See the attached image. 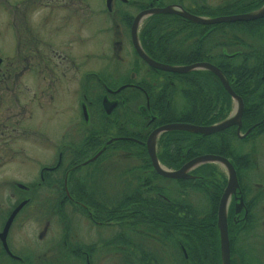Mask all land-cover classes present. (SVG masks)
Instances as JSON below:
<instances>
[{
    "label": "flooded vegetation",
    "instance_id": "flooded-vegetation-1",
    "mask_svg": "<svg viewBox=\"0 0 264 264\" xmlns=\"http://www.w3.org/2000/svg\"><path fill=\"white\" fill-rule=\"evenodd\" d=\"M94 4L91 0H0L8 49L13 50L16 43L15 54L9 51L4 58L0 56V264H140L135 252L140 247H147L154 257L157 255L156 260L168 249L172 260L166 255L165 261L178 263L179 259L174 258L177 251L171 255V247L172 251L180 249L186 255L184 246L157 244L154 254L151 240L144 244L138 236L140 231L153 227L137 225V218L159 212L183 214L180 209H184L185 195L175 182L191 179L210 182L199 184L195 210L198 214L204 211L205 215H213L220 247L217 220L228 181L226 165L216 160L200 161L185 171L191 178L166 177L157 172L147 142L156 129L166 124L203 126L229 119L236 101L207 68L194 66L177 72L150 64L139 55L134 36L144 54L156 63L172 67L202 62L215 65L241 98L239 123L210 134L187 131L194 134L197 149L188 145L184 152L177 147L173 150L167 144L168 136L163 135L185 131L174 129L156 132L152 151L157 164L170 171L206 154L229 161L238 183L225 207L230 257L236 239L246 242L248 250L251 243L264 245V176L259 172L264 165V14L250 20L202 24L176 13H153L134 25L139 12L154 7L171 5L191 15L213 18L256 13L264 8V0H102L98 3L100 8H94ZM158 14L176 17L150 18ZM175 32L177 35L172 37ZM90 34L91 39L101 37L97 49H91ZM202 35H213L215 42L208 57L211 61L200 60ZM219 36L225 38L226 45ZM221 55L228 59L255 57L260 64L228 66L230 76H226L212 63L213 58ZM202 70L211 72L229 97V112L211 124L177 117L184 111L185 97L196 96V92L199 95V88H192L191 83L199 81ZM235 72L245 78L243 96L233 88ZM50 121L56 123L50 127L58 140L48 146L50 152H41L46 161L40 162L34 181L38 185L46 181L58 185L57 181H64L66 197L58 196V209L35 210L39 221L49 217L37 240L44 239L51 219L59 225L45 238L47 241L35 248V254L29 253L35 249L25 247L24 254L23 209L16 213L5 236L1 234L13 209L23 200L21 139L44 137L48 130L41 129V125ZM220 132L224 135L218 139ZM172 135L180 139L179 134ZM209 135L212 138H204ZM208 140L214 151L201 149L200 143ZM192 148L197 152L194 150L195 154L187 157ZM217 148L223 152H217ZM12 159H17L12 167L19 168V178L10 176ZM206 164L213 171L208 176L200 170ZM218 167L226 171L221 178L216 176ZM67 181H85L87 186L83 194H77L75 188L70 193ZM164 190L173 193L165 194ZM78 221L83 225L84 236H80ZM202 252H197V258L209 263L212 250Z\"/></svg>",
    "mask_w": 264,
    "mask_h": 264
},
{
    "label": "trees",
    "instance_id": "trees-1",
    "mask_svg": "<svg viewBox=\"0 0 264 264\" xmlns=\"http://www.w3.org/2000/svg\"><path fill=\"white\" fill-rule=\"evenodd\" d=\"M175 15H165V14H158V15H152L150 18L153 19H168V18H174ZM203 29L205 28L204 25H201ZM177 32L172 34V37H175ZM203 36V35H202ZM207 36V35H206ZM202 37V44H201V57L200 60H209L208 57L213 49L214 46V40L213 35H211L209 38ZM223 36H219L218 38H221V40H225V38H222ZM173 39V38H172ZM162 41V40H161ZM160 41V42H161ZM220 41V40H219ZM226 45V43L224 42ZM212 63L219 66L226 74V76H230V73L226 71V68L228 66H244L246 64L249 65H259V59L255 57H242V56H233L232 59H228V56H219L212 59ZM199 81L195 82V84L191 83L192 88H199V95L197 96H187L185 97V106L184 111H182L177 117H181L184 121H190L197 124H211L216 121L221 120L224 118L230 109V104L228 102V95L221 87L218 80L215 78V76L206 70H202L199 73ZM235 83L233 85L234 90L237 93H240L243 96L242 90H243V84L242 82H245V78H243L242 73H236L235 72ZM217 93V95H216ZM215 97H218V99H214ZM261 97V96H260ZM263 97V96H262ZM223 100V102H222ZM219 101V102H218ZM226 111V112H225ZM173 116V115H172ZM176 117V114H175ZM172 134H179L180 139L173 138L174 136ZM168 136V142L169 146L173 148V150L176 151V147L180 149L181 152H184V148H186L188 145H191V147H195L196 141H193L194 134L187 132V131H171L165 133L163 136ZM224 135V132L218 133V139ZM213 135H209L208 137L204 138H212ZM235 136V135H234ZM236 139V136H235ZM199 143V142H198ZM199 145V144H198ZM198 145L195 147V149L198 148ZM201 149L205 152L207 151H214V145L213 143L209 142H202L200 143ZM188 148V147H187ZM186 148V149H187ZM194 148L190 149L189 152H187L188 156H193L195 153L193 152L195 150ZM197 152V150H195ZM217 152L222 153V151L217 148ZM199 170V169H198ZM196 170V172H198ZM203 174L211 175L213 173L211 165L206 164L203 165L200 169ZM210 184L208 181H195L194 179L191 180H185V181H177L175 184L177 185V189H182L181 191H184L185 195V205L184 209L182 210L183 214H178L176 211L175 213L169 212L165 214H161L162 212L155 213V215H152V217H139L137 218V225H143L144 226H152L153 230L146 231H140L138 236L141 238V241L144 244L148 243V240H151V243L154 244V250L158 247L157 244L161 245L162 243H169L170 246L172 243L177 245L178 243H181L184 246L185 254L183 255L180 249H174L172 251L171 247V255L175 254L177 251V255L174 257L176 260L179 259L178 263L175 264H221V256H220V247L218 243V231L216 229L215 225V219L213 215H205L206 212L202 211V213L196 212V205H195V197L197 195L199 184ZM58 185H52V182L46 181L45 183H41L40 185L35 184L32 186H29L31 190L28 192V196L30 198V201L25 205V207L29 206L35 199L33 195L38 190L44 189L47 191L46 199L41 203V206L47 205V208L54 209L59 208V198L60 197H66L65 195V186L64 181H57ZM73 185V187H72ZM92 186H96L95 183L91 184ZM85 186H87V183L85 181H67L66 187L68 188L69 192L74 193V189L77 194H83V191L85 189ZM180 191V192H181ZM206 194L208 193L207 188L204 189ZM178 192V191H176ZM163 193L165 194H171L173 193L171 190H164ZM52 195V198H50ZM62 195V196H61ZM57 196V198H55ZM58 196H60L58 198ZM26 197V196H24ZM80 199V198H79ZM64 206V205H63ZM61 208H64V207ZM24 207V208H25ZM108 208V206L106 207ZM196 209V210H195ZM215 214V213H213ZM148 238V239H145ZM147 242V243H146ZM174 247V245H172ZM233 246V245H232ZM201 249L203 254L205 251L211 249L212 253L211 256L212 260L210 259V262L204 261L200 262L197 252ZM157 250H155L154 254ZM139 256V263L140 264H174L172 261L167 262L165 261L164 257L169 255L168 249L167 251H164V255H159V259L156 260L157 255L154 257L150 255V251L147 247H140L139 249H136L135 251ZM170 260H172V256H168ZM156 260V261H155ZM28 261V260H27ZM167 262V263H166ZM26 264H33V262L28 261ZM230 264H250L245 261V256L241 251H237V253L234 252V247H232L231 250V262Z\"/></svg>",
    "mask_w": 264,
    "mask_h": 264
},
{
    "label": "water",
    "instance_id": "water-1",
    "mask_svg": "<svg viewBox=\"0 0 264 264\" xmlns=\"http://www.w3.org/2000/svg\"><path fill=\"white\" fill-rule=\"evenodd\" d=\"M110 1L111 0H107V2H110ZM153 13H176V14H180L186 18H189L190 20H192L193 22H196V23L211 24V23H219V22H229V21H234V20L254 19V18H257V17L264 14V8L259 10L256 13H247V14H237V15H228V16H218V17H213V18H205V17H201V16L191 15L187 12L179 11V10L173 8L171 5H167L164 7H154V8H150V9L143 10V11L139 12L134 19V25H136V23L143 16H145L147 14H153ZM134 43H135V47H136V49H137V51L141 57H143L145 60H147L150 64H152L156 67H160L164 70L185 72L194 66L204 67V68L211 70L218 77L219 81L221 82V84L225 88V90L230 95H232L236 101L233 115L229 119H225V120H223L219 123H216V124L203 125V126L202 125L189 124V123L166 124L164 126H161L158 129H156L154 131V133H152L150 135V137L148 138V142H147V145L149 147V152L153 158L154 165H155L157 172L163 176H166V177L191 178L193 176L189 175V174H185V171L200 161H215L216 160V161H221L226 165L227 170H228V181H227L226 187H225L223 194L221 196V199H220L219 209H218L217 225H218L219 236H220L221 264H230V259H231V257H230V244H229V238H228L227 220H226V216H225V207H226V201H227L228 196L230 195V193L234 192L238 186L234 167L229 163V161H227L223 157H220L217 155H212V154H206V155L198 156V157L192 159L191 161H189L188 163L183 165L178 170L170 171V170L165 169V168H163L157 164L156 159H155V155H154V151H152V149L154 147L152 137L155 136L156 132H158L159 130L177 129V130H185V131H191V132L201 133V134H210L212 132L219 131V130L229 126L230 124L239 123L240 117L242 114V110H243V102H242L241 98L239 96H237L232 91V89L229 86L226 78L220 72L219 68L216 67L215 65H212V64L207 63V62L197 63L195 65H190V66H185V67H172V66H168V65H162V64L154 62L153 60H151L150 58H148L144 54V52L141 50V48L137 42L136 36H134ZM0 63H1V58H0ZM21 186L24 187L23 185H21ZM29 201H30L29 197L25 198V199L21 200V202L13 209L9 219L6 222L4 231L1 234L3 237L5 236V233L8 230L14 216L16 215V213L20 209H23V207H25V205ZM4 245H5V247H7L5 242H4Z\"/></svg>",
    "mask_w": 264,
    "mask_h": 264
},
{
    "label": "rangeland",
    "instance_id": "rangeland-1",
    "mask_svg": "<svg viewBox=\"0 0 264 264\" xmlns=\"http://www.w3.org/2000/svg\"><path fill=\"white\" fill-rule=\"evenodd\" d=\"M94 4V8H100L98 3H100L102 0H91ZM128 12H132V9L127 8ZM4 15L3 13L0 11V56H2L4 58V56L6 54H9V51H13L12 53H14V51L16 50L15 42L13 43V50H10L8 48H10L9 46V42H7V39L5 38V33H6V26H4V22L3 19ZM92 33V31H91ZM92 35L90 34V39H91ZM99 41H101V37L96 36L95 38H92L90 40V44L93 48H91L92 50L97 49ZM15 56V55H14ZM13 56V57H14ZM226 112V111H225ZM55 122L50 121V122H46V123H42L41 125V129L43 130H48L47 133L45 134V136L37 139L35 136H27V137H23L21 139V149H22V154H21V165H20V171H21V178H20V182L21 185H23L25 187V189H21V195L23 193V197L24 198H28V192L31 190V188L29 186L35 185L37 181H34L38 168H39V164L40 162H45L46 159L44 157L43 154H41V152H50L49 147L50 145H53V143L57 142V138L58 136H56L55 133L52 134L51 131V125L55 126ZM57 126V125H56ZM13 160L17 159H12L10 162V176L11 177H15V178H19V168H15L12 167L13 164ZM262 167L260 168L259 172L261 177L264 176V165H261ZM220 170L217 169L216 171V176L217 178H221L222 175L224 176V174L226 175V171L224 170V168L222 167H218ZM257 175V176H260ZM256 177V176H255ZM23 188V187H22ZM47 191H45L44 189H40L38 190L35 195H33L34 197V201L27 207L23 208L22 210V214H21V253L25 254L24 247L26 249H29L31 251H33L35 248H37L39 245H42L45 241H47L49 235H52L51 232H55L56 227L58 226V224H55L54 219H51L52 221H50L49 224V229H48V233H46V236L44 237L43 240L40 239H36V236L38 233L43 232V227L45 226V222L47 221L46 219H49L48 216H46L47 218L44 220L42 219L41 221L38 220V218L36 216H34L35 210L37 209H42L44 211L50 210L49 207L47 208V205H42L40 206V202L44 201L46 199ZM26 196V197H24ZM52 198V195L51 197ZM201 203L203 204L204 201L203 199H201ZM77 225L79 226V233L80 236H84V230H83V225L81 224V221H78ZM262 231V230H261ZM137 242H139V240H137ZM25 245V246H24ZM252 247L249 248V250L246 248V242L241 241L240 239H236L234 241L233 247H234V252L237 253V251H241V253H243V255L245 256V261L250 263V264H259L262 262V260L264 261V245L262 244H257V243H251ZM28 247V248H27ZM36 249L33 252H29L32 254H35ZM35 252V253H34ZM169 263V261H167ZM166 262V263H167ZM105 264H123V262H118V261H114V262H108Z\"/></svg>",
    "mask_w": 264,
    "mask_h": 264
}]
</instances>
